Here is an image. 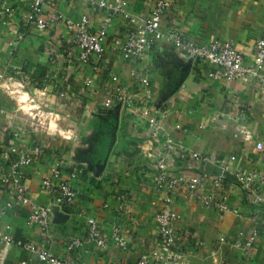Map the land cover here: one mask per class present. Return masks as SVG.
<instances>
[{
  "label": "crops",
  "instance_id": "1",
  "mask_svg": "<svg viewBox=\"0 0 264 264\" xmlns=\"http://www.w3.org/2000/svg\"><path fill=\"white\" fill-rule=\"evenodd\" d=\"M31 0H0L15 10L9 22L0 10V67L11 81L0 82V152L42 145L44 153L24 170L32 199L50 210L48 238L43 240L36 228L25 226L26 211L15 210L2 222L9 225L14 240L32 242L57 257L69 256L66 247L72 238L83 237L85 219L94 217L106 233L116 220L123 227L130 250L119 252L110 246L106 251L91 248L83 257L86 264H136L140 254L157 247L154 216L160 196L152 188L153 157L144 118L132 115L115 103L113 88L118 84L134 85L132 73L147 74L156 105L153 110L166 113L165 128L188 151H196L223 161L231 169L247 171L264 168V93L255 85L210 79L215 66L185 61L165 44L155 45L144 69L138 61L126 62L113 53L110 43L125 34V22L114 18L108 30V47L101 71L81 69L65 52L73 49L66 31L67 21H77L83 14L91 19L96 31L104 13L90 10L81 2L45 0L44 12L65 17L44 35L23 19ZM134 17H147L157 0H126ZM171 7L163 22L175 25L192 42L205 44L218 39L232 41L246 58L253 55V45L264 31V0H168ZM64 58V59H63ZM20 66L21 74L10 69ZM264 73V71H263ZM86 79L92 85L83 86ZM68 89L67 96L59 94ZM141 97L138 90L135 91ZM48 114L42 125L48 129L31 133L28 115ZM38 115V114H37ZM38 115V116H39ZM22 133V135H20ZM18 133L19 138H14ZM72 135L71 140L63 134ZM67 177L74 168L81 169L74 182L77 198L69 209L58 207L41 189L43 178L56 162ZM173 163V174L181 172ZM215 173L216 166L209 167ZM231 207L242 216L221 215L206 210L201 203L180 194L175 208L182 217L178 230L204 243L191 264H264V230L247 255L240 249L229 250L219 241H245L253 228L243 192L233 182L227 190ZM127 197L129 213H120L118 199ZM5 200L0 188V204ZM0 231H4L0 224ZM39 264L35 257L16 247L0 243V264Z\"/></svg>",
  "mask_w": 264,
  "mask_h": 264
},
{
  "label": "built area",
  "instance_id": "2",
  "mask_svg": "<svg viewBox=\"0 0 264 264\" xmlns=\"http://www.w3.org/2000/svg\"><path fill=\"white\" fill-rule=\"evenodd\" d=\"M45 0H31L27 13L23 17L25 23L34 27L39 34L44 35L60 23L65 17L59 12L46 15L44 12ZM81 2L90 10L104 13L100 27L93 31L91 19L83 14L77 21H67L65 28L72 38L73 49L65 52L64 61L75 60L81 68H90L92 73L101 71L104 54L108 44V30L114 18L125 22V34L114 38L110 43L111 51L119 55L124 61H138L144 69L148 66V59L158 43L171 46L177 57L185 61L215 66L216 70L209 73L210 79L236 82L242 85H255L264 93V31L253 45V55L246 58L232 41L214 39L205 44L190 41L175 25L164 26L166 14L171 2L157 0L147 17H134L127 9L126 0H68ZM1 13L9 22L15 16V10L6 4L1 5ZM66 62V63H69ZM15 74H21L20 66L10 65ZM134 85L118 84L113 88L115 103L124 107L132 115L145 119L148 139L151 142L149 149L153 157L151 174L154 175L152 188L160 196L158 210L154 216L157 230V247L144 251L138 257L136 264H191L195 253L204 247V243L193 235L180 233L178 230L182 217L175 208L177 195H184L192 201L201 203L206 210L215 211L221 215L234 214L241 217L238 208L231 207L230 196L227 190L233 182L243 192L245 204L250 209L249 221L253 225L245 241L229 242L221 239L219 243L229 250L240 249L246 255L252 250L260 237V229L264 230V168L243 171L231 169L225 162L217 161L212 156L196 151H188L181 142L176 141L165 128L166 113L153 110L155 108L150 78L132 73ZM0 67V82L11 81ZM92 85V80L86 79L84 87ZM138 90L141 97L136 95ZM68 89L59 94L60 98L67 96ZM4 111L0 108V119ZM38 115L40 113H37ZM28 115L35 124L32 131L39 132L48 129L42 125L48 114ZM43 117V118H41ZM24 133L21 132L20 135ZM18 133L14 138H19ZM63 139L71 140L72 135L65 133ZM259 153L264 151L260 142L255 145ZM45 151L42 145H33L29 148L18 149L11 147L0 152V188L5 200L0 204V224L4 231H0V243L16 247L33 255L39 264H86L83 257L90 254L91 248L106 251L110 246L122 253L130 250L123 227L116 220L106 233L96 218L85 219L86 229L83 237L72 238L66 250L69 256L57 257L49 249L37 247L32 242L14 240L10 234V226L3 223V218L15 210L26 211L25 226L36 228L43 240L48 238L50 229V210L45 205L36 203L31 195L24 170L30 167L36 157ZM173 163L180 165L182 170L173 174ZM216 166V172H210L209 167ZM63 166L56 162L49 174L41 182L42 191L53 199L61 208L69 209L74 206L77 191L74 182L78 179L81 169L74 168L67 177L63 176ZM120 213H129L131 201L127 197L118 199ZM20 264H27L22 262Z\"/></svg>",
  "mask_w": 264,
  "mask_h": 264
}]
</instances>
